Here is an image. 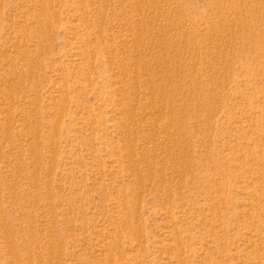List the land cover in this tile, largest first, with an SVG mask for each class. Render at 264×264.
Masks as SVG:
<instances>
[{
    "label": "rangeland",
    "instance_id": "obj_1",
    "mask_svg": "<svg viewBox=\"0 0 264 264\" xmlns=\"http://www.w3.org/2000/svg\"><path fill=\"white\" fill-rule=\"evenodd\" d=\"M0 264H264V0H0Z\"/></svg>",
    "mask_w": 264,
    "mask_h": 264
}]
</instances>
